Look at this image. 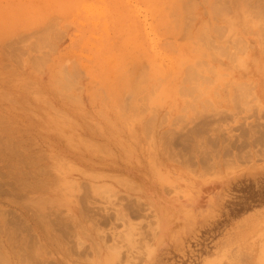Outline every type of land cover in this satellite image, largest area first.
Instances as JSON below:
<instances>
[{"label":"rangeland","instance_id":"obj_1","mask_svg":"<svg viewBox=\"0 0 264 264\" xmlns=\"http://www.w3.org/2000/svg\"><path fill=\"white\" fill-rule=\"evenodd\" d=\"M263 179L264 0H0V264H264Z\"/></svg>","mask_w":264,"mask_h":264},{"label":"trees","instance_id":"obj_2","mask_svg":"<svg viewBox=\"0 0 264 264\" xmlns=\"http://www.w3.org/2000/svg\"><path fill=\"white\" fill-rule=\"evenodd\" d=\"M234 191L233 199L228 204L231 216H238L264 204V179L259 183L243 181Z\"/></svg>","mask_w":264,"mask_h":264},{"label":"bare ground","instance_id":"obj_3","mask_svg":"<svg viewBox=\"0 0 264 264\" xmlns=\"http://www.w3.org/2000/svg\"><path fill=\"white\" fill-rule=\"evenodd\" d=\"M194 63H195V62H194ZM194 68H195V67H194ZM194 68H193V69H194ZM188 76H189V75H188ZM184 80H185V79H184ZM180 82H181V80H180ZM178 87H179V86H178ZM178 87H177V88H178ZM178 91H179V90H178Z\"/></svg>","mask_w":264,"mask_h":264}]
</instances>
